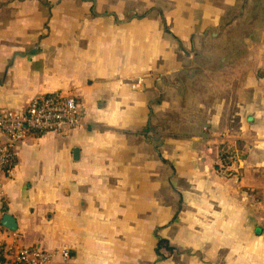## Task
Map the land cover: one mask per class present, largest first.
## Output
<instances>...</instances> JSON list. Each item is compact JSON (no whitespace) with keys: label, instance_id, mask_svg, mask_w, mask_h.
I'll use <instances>...</instances> for the list:
<instances>
[{"label":"crops","instance_id":"crops-1","mask_svg":"<svg viewBox=\"0 0 264 264\" xmlns=\"http://www.w3.org/2000/svg\"><path fill=\"white\" fill-rule=\"evenodd\" d=\"M169 1L166 20H124ZM180 2L0 0V114L55 96L81 118L14 146L0 221L17 228L0 225V243L48 264H264V32L232 41L207 80L190 52L224 10Z\"/></svg>","mask_w":264,"mask_h":264},{"label":"rangeland","instance_id":"rangeland-1","mask_svg":"<svg viewBox=\"0 0 264 264\" xmlns=\"http://www.w3.org/2000/svg\"><path fill=\"white\" fill-rule=\"evenodd\" d=\"M180 2V0H178ZM228 2L230 7L227 9L225 8V2ZM248 5L246 9V13H244V16L240 15L241 10L240 7L244 6L245 3L244 0H186L183 2H180V5L186 4V6H205L212 3L211 9L215 11H223L224 15L220 17L219 22H216L214 19L212 20L213 25L215 26V30H210L206 32V36L204 37H194L196 41L194 42V46H192V52L195 53L197 57L201 56V61L199 63L200 68L203 70V76L207 75V80H209L210 76H208L210 73L218 71V64L216 60L220 56V53L225 52L227 46L232 48V45H236L234 42L238 43L239 39H247L250 40L249 44H255L256 41L259 39V34L261 32H264V0H247ZM246 1V2H247ZM176 3L174 5V1H169L167 3L164 2H155L154 7H149L148 10L145 9L143 11L140 4H133V10L132 12L126 15L124 17V20L129 21L131 18H138V19H152L155 21H162L164 18L166 20V13L168 11H171L170 9H176L175 8ZM233 6V7H232ZM209 7V6H208ZM214 12V11H213ZM183 14V13H182ZM184 16L178 15L175 19L176 21H180ZM196 19L198 18V15H194ZM234 19V20H233ZM236 22V26L234 29H230L229 31H225L226 28L225 25L229 22ZM215 23V24H214ZM220 27L222 29V33H220V37L218 40H213L210 36L212 32L216 33V30ZM166 29V27L164 26ZM167 30V29H166ZM245 31V33H244ZM228 35V37H227ZM207 37V38H206ZM231 41V42H228ZM234 41V42H232ZM234 50H237L235 55H239L241 52L239 51V47H235ZM220 51V52H219ZM235 52V51H233ZM216 63H215V62ZM225 67V66H224ZM194 69L199 70L198 67H194ZM219 69V68H218ZM221 69V68H220ZM220 71V70H219ZM222 71H226V68H223ZM201 74V73H200ZM199 75L197 78L202 77ZM224 75V74H223ZM219 78V77H218ZM192 88V87H191ZM208 92H210V86L209 84L206 86ZM189 96L190 94L186 95V101L189 104ZM184 104V103H183ZM182 104V105H183ZM188 120H196L194 113L188 116ZM177 121V117L175 118Z\"/></svg>","mask_w":264,"mask_h":264},{"label":"built area","instance_id":"built-area-1","mask_svg":"<svg viewBox=\"0 0 264 264\" xmlns=\"http://www.w3.org/2000/svg\"><path fill=\"white\" fill-rule=\"evenodd\" d=\"M80 126V108L72 98L41 97L22 113H1L0 132L8 139L0 146V176L12 158L14 146L30 133L61 132ZM5 243H0V252L11 258V264H48L51 261V254L20 248L15 239ZM62 257L66 258L67 254L63 253Z\"/></svg>","mask_w":264,"mask_h":264},{"label":"water","instance_id":"water-1","mask_svg":"<svg viewBox=\"0 0 264 264\" xmlns=\"http://www.w3.org/2000/svg\"><path fill=\"white\" fill-rule=\"evenodd\" d=\"M246 1L247 0H244V3L246 4ZM244 8V6H241V9H243ZM74 153V157H76V155H77V152L76 151H74L73 152ZM0 225L5 229V230H7V231H9V232H15L16 231V222H15V220L12 218V217H10V216H8V215H4V216H2V218H1V221H0Z\"/></svg>","mask_w":264,"mask_h":264},{"label":"trees","instance_id":"trees-1","mask_svg":"<svg viewBox=\"0 0 264 264\" xmlns=\"http://www.w3.org/2000/svg\"><path fill=\"white\" fill-rule=\"evenodd\" d=\"M227 55L226 53H224V56ZM226 164H228L229 162H225ZM161 250H165L167 252H171L172 249L169 248L168 244L164 241V240H159L158 241V246H157V249H156V252H157V255L159 258H162L161 254H160V251ZM2 263V259H1V256H0V264Z\"/></svg>","mask_w":264,"mask_h":264}]
</instances>
